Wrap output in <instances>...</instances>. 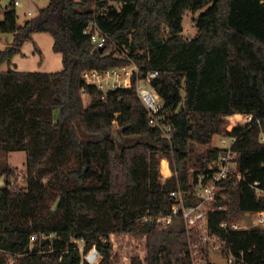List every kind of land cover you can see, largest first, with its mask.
<instances>
[{"label": "trees", "instance_id": "obj_1", "mask_svg": "<svg viewBox=\"0 0 264 264\" xmlns=\"http://www.w3.org/2000/svg\"><path fill=\"white\" fill-rule=\"evenodd\" d=\"M203 8L199 33L188 39L184 16ZM93 19L109 37L104 51L84 32ZM0 32L14 33L0 49V67L8 65L0 68V151L27 154L23 185L14 166L1 170L0 264L9 256L16 264H93L86 255L94 247L98 264H113L110 238L120 233L146 242L145 256L129 264H191L184 224L164 227L155 217L171 211V190L193 187L191 167L205 169L216 157L217 146H193L222 134L227 116L253 115L234 128V148L249 180L264 183V0H50L24 23L16 9L5 11ZM35 32L53 36L62 69L12 67ZM133 62L143 73L159 71L153 86L175 127L171 141L150 123L134 85L103 98L82 76ZM115 129L130 141L120 145ZM164 157L173 174L162 182ZM226 191L230 208L210 213L218 232L221 220L264 209L247 183ZM229 237L250 264H264V227Z\"/></svg>", "mask_w": 264, "mask_h": 264}, {"label": "built area", "instance_id": "obj_2", "mask_svg": "<svg viewBox=\"0 0 264 264\" xmlns=\"http://www.w3.org/2000/svg\"><path fill=\"white\" fill-rule=\"evenodd\" d=\"M23 6V0H0V12L10 9L17 10V8ZM27 15L31 17L35 13L28 10ZM84 32L92 37L95 49L106 47L109 37L101 30L95 19L87 24ZM158 74V70L143 73L140 67L133 62L125 66L106 70L87 69L82 76L86 84L93 85L104 92L103 98L110 90L132 87L134 85L138 97L148 111L150 123L160 127L163 135L171 141L175 127L170 122L168 114L162 111L164 100L153 86V79ZM82 92L85 100L88 97L85 88L82 89ZM245 115L248 116L247 120L239 119L241 123L234 124L232 128L225 127L226 130L221 136L220 145L217 146L219 151L207 168L191 167L193 187L184 189L179 185L171 190V211L155 217V220L164 227L171 226L177 222L184 224L188 232V247L185 254L190 257L191 264H220L213 258L215 253H220L226 259L225 264H250L243 250L235 252L229 233L233 230H247L255 226L264 227V209L255 212L238 213V216L221 220L219 223L222 229L221 232L216 231L210 225V213L230 208L226 199V190L229 189L230 185L242 187L247 183L255 190L257 195L264 197V183L259 180H249L247 171L241 165L240 153L234 148V144L239 138L237 134L233 133L234 128L239 125H246L253 119V115ZM260 140L264 141L263 131L260 134ZM25 174L23 170L19 171L18 178L23 179ZM168 177L169 175L162 178L161 175L162 182H165ZM5 184L6 181L4 179L0 186ZM14 184L15 181L11 180L9 186ZM246 215L251 217L252 223L245 217ZM49 236L52 237L53 234ZM43 237H47V235L44 234ZM36 238V235L32 236V241L34 242ZM80 241L78 240L79 243ZM93 250L99 253L96 247ZM144 254L145 249L140 255L144 257ZM86 259L91 263L95 261L89 255L86 256Z\"/></svg>", "mask_w": 264, "mask_h": 264}, {"label": "rangeland", "instance_id": "obj_3", "mask_svg": "<svg viewBox=\"0 0 264 264\" xmlns=\"http://www.w3.org/2000/svg\"><path fill=\"white\" fill-rule=\"evenodd\" d=\"M24 6L17 8V13L19 14V22L24 23L29 17L27 11L31 10L37 13L38 9L47 5L50 0H23ZM118 7L121 6L120 3H116ZM206 8L199 9L197 11L188 10L184 16V35L188 38H194L199 33V27L196 23V18L198 15L205 11ZM3 11L0 12V18L3 17ZM14 41V33L12 32H0V49H4L9 45H12ZM40 49L41 51H38ZM12 67L25 70V71H58L63 68L62 54L55 52L53 49V36L49 32H35L31 40H27L21 48V51L17 53L14 57ZM1 69H7L8 65L4 64L0 67ZM184 93V92H183ZM88 102L89 98H85ZM234 114L232 116H235ZM244 115V114H243ZM241 118L236 116L233 120L226 117V127L232 128L233 121L239 122ZM243 121L247 120V115L243 116ZM226 130V129H225ZM116 138L120 145L127 144L130 138L124 136L119 130L115 129ZM223 134V133H222ZM222 134H216L212 141L208 145H198L193 146L195 153H200L206 151L208 148L220 145V139ZM168 160L166 157L162 158ZM27 154L23 150L12 151L6 153L5 151H0V183L5 179V175L2 174L1 170L3 166L7 163L15 167L16 171H21L26 168ZM162 161L160 163V172L162 178L166 175L162 172ZM169 164V162H168ZM16 179V178H12ZM19 179V180H18ZM20 184L23 185L24 180L18 178ZM113 247V264H129L130 257L139 256L145 249V239L141 236H135L131 233H120L112 234L110 238ZM80 245L84 247L83 241H80ZM94 249V248H93ZM92 249V250H93ZM91 250V251H92ZM90 253V252H89ZM89 253L87 255H89ZM86 255V256H87ZM93 264H98L102 256L99 254ZM213 258L216 262L220 264H225L226 259L221 256L220 253H215ZM8 264H16V258L9 256Z\"/></svg>", "mask_w": 264, "mask_h": 264}, {"label": "bare ground", "instance_id": "obj_4", "mask_svg": "<svg viewBox=\"0 0 264 264\" xmlns=\"http://www.w3.org/2000/svg\"><path fill=\"white\" fill-rule=\"evenodd\" d=\"M245 115V114H244ZM243 114H237V115H235L237 118H241V119H243V116H244ZM235 116H229V118H230V120H233V118L235 117ZM247 118H248V116H247ZM244 120V119H243ZM235 124V122L233 121V123H232V126ZM168 160H166V159H162V164H161V166H162V172L164 173V175H168L170 172H171V169H170V165L168 164ZM170 175V174H169ZM99 255V253H96L94 250L92 251V252H90L89 253V257L92 259V260H95V259H97L98 256Z\"/></svg>", "mask_w": 264, "mask_h": 264}, {"label": "water", "instance_id": "obj_5", "mask_svg": "<svg viewBox=\"0 0 264 264\" xmlns=\"http://www.w3.org/2000/svg\"><path fill=\"white\" fill-rule=\"evenodd\" d=\"M100 51H104V47H101ZM114 135L116 136V132H114ZM245 217L250 221V223H252L251 217L249 215H246Z\"/></svg>", "mask_w": 264, "mask_h": 264}, {"label": "crops", "instance_id": "obj_6", "mask_svg": "<svg viewBox=\"0 0 264 264\" xmlns=\"http://www.w3.org/2000/svg\"><path fill=\"white\" fill-rule=\"evenodd\" d=\"M167 159H168V158H167ZM170 169H171V172H170L169 174L171 175V174L173 173V170H172L171 166H170ZM169 174H168V175H169ZM170 175H169V176H170ZM166 176H167V175H166Z\"/></svg>", "mask_w": 264, "mask_h": 264}]
</instances>
